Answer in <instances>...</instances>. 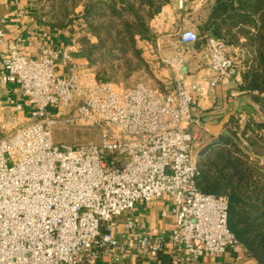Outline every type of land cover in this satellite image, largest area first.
<instances>
[{"label": "built area", "instance_id": "built-area-1", "mask_svg": "<svg viewBox=\"0 0 264 264\" xmlns=\"http://www.w3.org/2000/svg\"><path fill=\"white\" fill-rule=\"evenodd\" d=\"M168 1L179 9L184 3ZM198 40L192 30L178 33L179 56L166 62L180 78L169 79L163 91L117 88L48 46L37 59L17 53L16 44L1 57V82L19 87L30 113L0 135V264L239 261L226 197L196 186L192 149L205 128L192 114L217 88L233 103L243 67L235 49L208 39L206 76L186 85L181 54ZM59 58L68 62V76L58 74ZM60 123L93 130L98 142L55 143L52 129ZM163 198L171 206L168 235L121 221L138 204Z\"/></svg>", "mask_w": 264, "mask_h": 264}, {"label": "rangeland", "instance_id": "rangeland-1", "mask_svg": "<svg viewBox=\"0 0 264 264\" xmlns=\"http://www.w3.org/2000/svg\"><path fill=\"white\" fill-rule=\"evenodd\" d=\"M38 1L40 15L45 20L46 24L64 28L75 46H79L82 50L85 48L83 42L89 41V44H95L97 42V39L92 37L87 31V24L81 17L84 5L88 0ZM164 1L167 2L168 0H159V3L163 2L164 4ZM259 1L261 0H248L246 2V7L252 9L258 8V13L255 14L252 12L251 16H246L238 12L237 18H235L234 21H228L226 26L223 27V37L229 41L227 45L235 49L233 54L237 57L239 66H243L244 71L241 73L238 89L234 93L239 94L235 95V101H233V103H228L227 98H225L223 102L222 96L224 93L228 94L226 89H216L215 93L222 107H220L218 111H214L215 113L208 114L203 118H212L211 121H218V123L213 126H217L224 120L223 126L219 129V132L221 130L222 132L214 134L211 133L208 128L200 132V138L195 141L192 149V156L196 165L202 149L209 143L214 142L219 138L217 136L223 133L226 138L234 142L230 149H239L240 153L238 154L247 158L248 164L251 163L255 164L256 167H264V161L257 160L254 149L249 148V146L252 145L253 148L258 151L261 150L259 152L264 154V118H262L259 104L253 101V98H257L262 106H264V70H262V68L260 69L258 62L260 58H264L261 57L262 52H264V46H262V44H264V39H262L264 38V31L258 30V27L262 24V18H264L261 13H264V11H259ZM236 6L237 5L234 3L230 7V10H233ZM154 8V6L149 8L145 5L143 11L138 14L141 21H135V18L130 17L135 31L140 34L134 36V46L122 36V41L130 45L119 47L114 51L110 50V48L112 47L113 40L116 39V33L110 34L108 38V33L105 32L104 27H99L101 24H106V21L104 20L103 23V19L98 18L99 20L95 22L94 27L95 29L97 28V30L99 29L98 34L101 38L100 40H102L104 44L98 48H91V53H93V58H91L93 65L89 66L87 62V68L93 72L98 80L110 82L117 88H129L142 84L149 88L160 91L164 90L165 84L169 79L163 78L164 75L166 76V73L163 72L169 73L170 70L172 71L169 64L166 62L170 60V58H149L148 56L152 53L153 43L159 38L161 44L165 46L163 50L166 52V47L176 42L179 32L171 29L167 30V27L159 29L160 25H157L159 30H154V25L152 26L150 24L154 16L149 20ZM261 8L264 9V4H261ZM101 14L104 13L101 12ZM239 17H245L250 22L245 24L238 19ZM201 19L200 16H189V20L192 24H202ZM119 50H122L124 54H121ZM245 61L250 65L245 66ZM248 67H254L253 69L257 70V72L254 73L257 77L244 80V72ZM154 70L162 73H156V77ZM251 87H257L259 90H252ZM240 104L250 106L254 114L249 118L248 115L241 110ZM209 111L213 112V110ZM49 113L54 114L55 110L49 109ZM248 124L251 126L248 127ZM3 132L4 131L0 132V135H2ZM52 136L55 143H66L73 146L89 142L97 143L99 139L98 133L93 130L84 127L68 126L62 123L53 127ZM140 211L143 215V207L140 208ZM120 219L124 221L133 219V217L132 215L123 214ZM241 249L242 252L238 264H257L253 259L246 257L242 247Z\"/></svg>", "mask_w": 264, "mask_h": 264}, {"label": "crops", "instance_id": "crops-1", "mask_svg": "<svg viewBox=\"0 0 264 264\" xmlns=\"http://www.w3.org/2000/svg\"><path fill=\"white\" fill-rule=\"evenodd\" d=\"M212 4L213 0H184L182 8L179 9L177 5L170 4L167 1L150 21L156 31L158 29L157 25H160L159 29L167 27V30L171 29L176 32L188 29L199 35L198 42L184 46L181 54L184 60L183 69L181 70L182 78L186 85L199 82L206 76L208 64V56L205 49L206 43L211 36L217 38L212 28H204L209 20ZM192 15L200 16L202 24H192L189 20V16ZM0 30L4 32V41L0 44V132H2L4 128L24 120L30 113V107L22 98L19 87L16 84H4L1 82V76L4 72L1 57L11 52L14 44H16V52L29 59H37L39 51L45 46L53 50L67 51L72 62L83 69L88 68L83 52L79 46L73 44L69 35L65 31L50 27L44 20L39 18L37 0H0ZM152 47V53L149 54V58H173L179 56V53L175 51L176 45L174 43L166 47L167 51L165 52L163 50L165 46L161 44L160 38L153 43ZM68 65V62L62 58L57 60L56 66L60 76H68L70 74ZM154 73L157 77L156 73L162 72L154 70ZM163 73H166V76L164 74L160 75H164L163 78L165 79L176 80L180 78V71L177 70H170L169 73L164 71ZM215 92L207 93L197 101L196 106L193 108L192 115L202 119L205 129L218 123V121H211L212 118H203L208 114L215 113L214 111H218L222 107ZM228 95L224 93L222 96L223 102L225 98L228 99ZM241 106L242 104H240ZM209 110H213V112ZM142 207L143 215L140 211ZM170 207L169 202L165 198L152 203L138 204L127 214L133 217V219L128 220H133L142 230L156 229L160 234L166 236L172 230L168 214ZM163 213L167 214V217H163ZM229 263H231V258L223 261V264ZM138 264H156V262L148 261Z\"/></svg>", "mask_w": 264, "mask_h": 264}, {"label": "trees", "instance_id": "trees-1", "mask_svg": "<svg viewBox=\"0 0 264 264\" xmlns=\"http://www.w3.org/2000/svg\"><path fill=\"white\" fill-rule=\"evenodd\" d=\"M247 1L213 0L209 20L204 28H212L219 41L229 44V41L222 34L223 27L226 26L228 21H234L238 12L246 16H251L252 12L258 13V8L246 7ZM37 2L39 1L37 0ZM234 3L237 6L230 10ZM162 4L163 2L159 3V0H115L108 3L88 0L84 5L81 17L87 24V31L97 39L95 44H89V41L83 42L85 48L81 51L89 66L93 65L91 48H98L104 44L100 40L99 29L97 30L94 27L96 21L99 19H103V23L104 20L106 21V24H101L99 27H104L105 32L108 33V38L110 34L116 33V39L113 40L110 50L114 51L119 47L129 46L130 44L134 46L133 38L140 33L135 31L130 17L135 18V21H141L138 14L143 11L145 5L149 8L154 6V11L149 17L150 20L159 12ZM261 4H264V0L258 3L260 12L264 11ZM101 12L104 14H101ZM38 15L40 19L44 20L39 9ZM261 15L264 17V13H261ZM238 19L245 24L250 22L245 17H239ZM50 27L65 31L61 26L50 24ZM258 30L264 31V18H262V24L258 27ZM122 36L130 44H125L127 42L122 41ZM119 51L124 54L122 50ZM261 57H264V52H262ZM258 62L260 69L264 70V58H260ZM246 65L250 64L245 61ZM253 68H246L243 76L244 80L257 77L254 75L257 70ZM251 89L259 90L257 87H251ZM253 101L259 104L262 118H264V106L257 98H253ZM248 125V127L251 126ZM217 137L219 138L205 146L199 154L196 162L198 170L196 186L204 194L226 197L228 201L227 226L229 231L243 248L246 257L253 259L257 264H264V167L248 164L247 158L238 154L240 153L239 149H230L234 142L226 138L223 133ZM249 148L254 149L257 160L264 161V154L259 152L261 150L258 151L252 145Z\"/></svg>", "mask_w": 264, "mask_h": 264}, {"label": "water", "instance_id": "water-1", "mask_svg": "<svg viewBox=\"0 0 264 264\" xmlns=\"http://www.w3.org/2000/svg\"><path fill=\"white\" fill-rule=\"evenodd\" d=\"M93 1L94 2L108 3L110 1H115V0H93ZM210 39L218 41V39L215 38L214 36H211ZM241 110L244 111L248 115L249 118L254 114L253 109L250 106H247V105H242L241 106ZM223 124H224V120L221 121L217 126H211L210 128L208 127V130L211 133H214V134L216 133L217 134L219 132V129L223 126Z\"/></svg>", "mask_w": 264, "mask_h": 264}]
</instances>
